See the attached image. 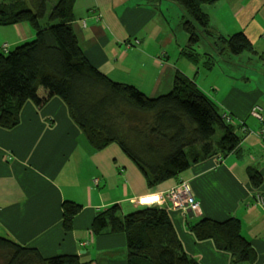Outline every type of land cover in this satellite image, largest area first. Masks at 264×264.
<instances>
[{"label":"crops","instance_id":"1","mask_svg":"<svg viewBox=\"0 0 264 264\" xmlns=\"http://www.w3.org/2000/svg\"><path fill=\"white\" fill-rule=\"evenodd\" d=\"M254 3L219 0L204 9L214 31H242L254 46L250 53L264 59V0L257 6ZM74 14L72 26L78 43L101 72L151 97L169 92L175 72L182 73L217 103L222 113L242 119L248 130L243 132L241 128V152L209 157L177 178L151 187L118 143L100 150L89 144L59 98L58 84L44 78L38 89L41 103L35 105L21 91L26 78L12 79L11 92L19 98L21 110L15 128L0 127V237L34 247L44 257L74 254L89 264H127L125 236L94 235L90 224L95 214L114 204L122 214L132 212L138 207V196L165 192L186 180L199 203L198 215L161 203L185 252L199 264H245L232 261L230 253L217 249L213 240H198L187 227L189 221L201 216L219 221L235 217L256 253L253 264H264V204L257 201L264 197V141L256 123H247L251 108L258 103L255 94L238 92L236 78L231 76V66L235 72L237 64L226 59L225 70L218 71L225 80L215 81L210 49L195 50V62L182 55L190 46L181 25L182 9L174 2L75 0ZM33 36L27 21L0 26V47L6 42L11 50ZM259 105L264 108V104ZM248 167L261 174L259 187L250 184ZM224 196L226 201H219ZM64 200L82 206L68 232L61 224Z\"/></svg>","mask_w":264,"mask_h":264},{"label":"trees","instance_id":"2","mask_svg":"<svg viewBox=\"0 0 264 264\" xmlns=\"http://www.w3.org/2000/svg\"><path fill=\"white\" fill-rule=\"evenodd\" d=\"M167 1L182 9L181 25L190 46L182 55L190 61H196L195 44L207 37L219 46L220 54L226 50L232 55L254 51L242 31L219 34L211 28L204 7L219 0ZM74 2L0 0V26L27 21L34 31L31 40L11 50L6 42L0 47L1 128L13 129L20 122L21 102L13 96L9 81L25 77L21 91L26 99L40 105L38 89L48 78L59 85V98L89 144L100 150L118 143L151 187L177 178L209 157L241 152V133L248 129H243V123H232L230 114L222 113L218 104L182 73L175 72L169 92L151 97L133 85L113 81L95 67L72 26ZM246 171L250 184L259 187L261 174L252 167ZM81 209L74 201L62 202L65 232L73 229ZM187 227L198 240H213L217 249L230 253L232 261L254 263L256 253L242 235L237 218L219 221L201 216L189 221ZM90 228L94 235L123 234L127 264H199L185 252L167 210L159 203L126 214L117 204L105 207L95 214ZM0 257L4 264H89L74 254L44 257L36 248L4 237H0Z\"/></svg>","mask_w":264,"mask_h":264},{"label":"rangeland","instance_id":"3","mask_svg":"<svg viewBox=\"0 0 264 264\" xmlns=\"http://www.w3.org/2000/svg\"><path fill=\"white\" fill-rule=\"evenodd\" d=\"M252 1L255 2L254 4L256 6L261 3V0L259 1L252 0ZM194 49L197 50L198 53L205 51V49L211 50V53L214 55L213 66L215 68V71L212 74V76L215 79V81H217L219 78L225 80V75L221 74L218 76V71L220 69L223 71L225 70V67L227 66L226 59L228 60L230 58L231 61L237 64L235 72H233V66H231L232 67L231 76L236 78V80L234 79L233 80L237 82L236 87L238 89V92L245 95L255 94L256 103H258V105L264 104V59H261L259 55L251 54L248 52L232 55L228 50H226L224 53H221L219 55L220 53L219 46L216 45L214 40L211 39L210 37L200 39L195 44ZM220 90L224 91L225 87L223 85L222 86L220 85ZM209 93L213 95L214 91H211ZM239 119L240 118H237L236 116L235 117L232 116L231 122L236 123L237 121H239ZM241 120L242 119H240V123ZM247 123L249 125H253L254 123H256V126H258L259 128L261 125L260 123L258 124V122L255 119L251 118L250 115L247 117ZM143 176L145 177L144 174ZM221 200L226 201L225 196L221 197L219 201ZM138 208H142V206L138 205L137 209ZM0 264H4L1 257H0Z\"/></svg>","mask_w":264,"mask_h":264},{"label":"built area","instance_id":"4","mask_svg":"<svg viewBox=\"0 0 264 264\" xmlns=\"http://www.w3.org/2000/svg\"><path fill=\"white\" fill-rule=\"evenodd\" d=\"M250 115L258 122V124H261L258 129V134L264 141V108L255 104L250 110ZM227 119L228 121H231L229 117H227ZM245 128L246 127L244 126L243 129ZM95 182L97 183L96 179ZM165 201L174 209H183L194 214H198L199 212V203L195 200L191 186L186 180L179 181L165 192L154 191L137 197V203L140 206L157 203L161 204ZM257 201L264 204V197L258 198Z\"/></svg>","mask_w":264,"mask_h":264}]
</instances>
